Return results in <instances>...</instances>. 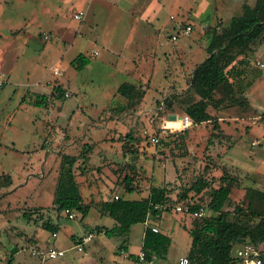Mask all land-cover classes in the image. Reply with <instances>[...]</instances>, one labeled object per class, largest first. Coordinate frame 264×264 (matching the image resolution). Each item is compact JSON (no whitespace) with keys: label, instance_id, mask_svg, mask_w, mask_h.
I'll return each instance as SVG.
<instances>
[{"label":"rangeland","instance_id":"1","mask_svg":"<svg viewBox=\"0 0 264 264\" xmlns=\"http://www.w3.org/2000/svg\"><path fill=\"white\" fill-rule=\"evenodd\" d=\"M239 3L0 0L4 7L0 13V74L5 79L0 86V264H7L13 247L17 252L12 264H175L190 243L186 223L198 219L175 210L177 205L195 204L203 208L202 216L210 215V189L219 184L223 173L235 179L225 210L244 205L248 188L264 189V32L236 58V66L245 75L256 68L262 72L240 96V103L229 99L215 103L222 94L218 90L208 107L212 121L168 135V130L161 132L160 128L169 114L183 115L189 100L198 99L190 80L207 55L213 30L220 31L231 17L242 13L243 4L252 6L255 0ZM79 11L84 13L81 20L75 18ZM188 24L192 30L185 34L181 28ZM16 34L17 40L8 43ZM112 39L117 41L111 45ZM125 39L156 42L135 52L136 46L125 44ZM116 46L118 50L109 49ZM79 53L90 62L76 70L70 61ZM123 82L137 87L133 97L118 93ZM34 90L45 92L46 106L34 104ZM220 115L231 131L229 139L214 137L213 124ZM159 133L160 141L154 143L151 138H159ZM84 143H90L91 150L84 151L87 156L78 158L74 168L90 211L83 218L72 211L74 217L69 218L65 212H57L51 200L60 155H79ZM122 145L127 149L123 159L118 153ZM94 146L96 152L89 155ZM5 174L11 176V184L2 186ZM126 174L133 177L136 190L131 193L123 190ZM200 177L210 185L199 193L189 190ZM153 182L170 191L171 201L159 208L171 217L173 213L183 215L181 220L149 217L171 238L166 258L153 263L123 258L118 254L121 244L129 245L133 254L139 251L143 225L133 224L126 236L96 233L95 226L110 227L113 221L96 214L98 204L114 198V193L140 198ZM182 194L185 196L180 198ZM40 205L45 208L43 213L37 210ZM239 217L237 212L231 215V219ZM49 219L59 225L54 240L53 232L42 227V221ZM88 233L93 238L78 251L74 248L77 236ZM49 245L65 249L64 255L47 258Z\"/></svg>","mask_w":264,"mask_h":264},{"label":"trees","instance_id":"2","mask_svg":"<svg viewBox=\"0 0 264 264\" xmlns=\"http://www.w3.org/2000/svg\"><path fill=\"white\" fill-rule=\"evenodd\" d=\"M263 32L264 0H255L252 6L248 3L243 4L241 14L231 17L227 25L220 31L213 30L206 46L207 55L194 68L190 80L193 95L198 96V99L192 98L183 108V114H187L192 119L193 124L212 121L208 107L212 104L216 91L220 90L222 94L215 99V103H223L229 100L231 103H240L238 99L244 94L245 89L261 76L262 72L258 68L253 69L250 75H245V70L236 66L238 62L236 58L245 54L251 43ZM89 62V57L79 53L70 61V64L76 70H81ZM56 90L63 93L60 87H56ZM136 90L137 87L129 82H123L117 88L119 94L129 98L134 96ZM35 98L34 104L36 106L47 105L46 95L36 94ZM167 104L169 106L170 102ZM262 118L264 119V111ZM160 128L162 129L161 132L168 130V135L169 133L184 132L190 127L174 131L164 129L162 125ZM213 129L217 130L214 133L217 140L230 138V135L220 128L217 121H214ZM83 147L84 149L79 155H60L58 175L51 200L57 212L62 213L66 209L78 211L82 218L88 214L90 204L85 202L81 194V188L75 179L74 164L80 157L85 159L87 155L84 151L86 149L91 150L90 144L85 143ZM126 150L125 146L122 145V152L125 153ZM229 175L225 173L220 175L219 184L210 189V199L207 206L211 214L198 217L192 221L191 225L186 224L184 227L191 237L190 247L186 255L189 264H236L238 260L235 253L236 248L245 243H250L262 251L264 264V189L248 188L245 193L244 205H235L233 211L225 210L224 206L229 201L235 183L234 177ZM10 179L11 176L5 174L1 185H10ZM123 181L125 191L132 192L135 190L131 175L126 174ZM209 185L210 182L205 177H200L192 183L189 190L199 193ZM169 193L170 191L166 186L151 185L144 197L129 199L124 196H117V198L101 200L98 204L99 212L111 217L114 225L112 227L96 226L95 231L97 233L102 232L109 237L127 235L133 224L143 223L149 217L159 218L164 211L155 206L171 201ZM184 196L185 194H182L180 198ZM198 209V205L192 204L189 206V213L186 214L194 216L193 213ZM37 210L43 213L45 208L38 206ZM234 212L240 215L238 219H231ZM23 216L29 217L25 212H23ZM241 217L249 219L245 220ZM42 227L50 232H56L59 225L49 219L42 221ZM170 243L169 235L159 230L155 232L150 227H146L141 245L145 260L150 261L153 257L166 258ZM16 252V247H13L7 264H12V256ZM128 258L139 260L138 256L133 253H129Z\"/></svg>","mask_w":264,"mask_h":264},{"label":"built area","instance_id":"3","mask_svg":"<svg viewBox=\"0 0 264 264\" xmlns=\"http://www.w3.org/2000/svg\"><path fill=\"white\" fill-rule=\"evenodd\" d=\"M83 14H84L83 11L76 12L75 18L77 20H81L83 17ZM191 28L192 27L189 24L182 27L184 33H189L191 31ZM177 34L178 32H176L175 34H172L171 38L175 39L177 37ZM4 82H5V79L0 74V86H2ZM165 122H169L170 124L167 126ZM165 122L163 123L162 127L164 129H169L171 131L186 129L193 125L192 119L187 114H183L181 116H175L174 118H169ZM151 139L154 143H157L159 141L158 136H154ZM256 142H257L256 140L253 141V143H256ZM115 198H117L116 195H115ZM155 207L158 208L159 205H156ZM175 210H178L180 212L189 213V206L182 207L181 205H177L175 207ZM64 212L69 218L74 217V214L72 213V211H69L68 209H66ZM193 214L194 216L200 217L204 214V210L202 207H199V209L195 211ZM145 225L146 227H150L155 232L158 231V228L156 226L149 225V223H147L146 221H145ZM55 235L56 233L53 232L52 236L55 237ZM93 235L94 234L92 233H88L87 235L81 236L79 239L76 240L74 248H76L78 251H82L85 243L89 239H91ZM64 253H65V249L59 248L55 245H49L45 251V256L49 259H52V258L63 256ZM235 253L238 258L236 264H263L262 251L250 243H245V244L238 246L236 248ZM138 257L140 260L145 259L144 253L142 251L138 254ZM176 264H189V259L186 255H182L178 258Z\"/></svg>","mask_w":264,"mask_h":264},{"label":"crops","instance_id":"4","mask_svg":"<svg viewBox=\"0 0 264 264\" xmlns=\"http://www.w3.org/2000/svg\"><path fill=\"white\" fill-rule=\"evenodd\" d=\"M240 1H242V0H235V3L236 4H240L239 2ZM3 2H7V0H3ZM1 12H4V7L2 6V5H0V13ZM190 25V24H189ZM12 27H17V26H12ZM12 27H10V28H12ZM192 27V26H191ZM182 29V28H181ZM10 30V29H9ZM191 30H192V28H191ZM184 33V32H183ZM10 34V33H9ZM186 34V33H185ZM11 35V34H10ZM14 37L16 38V39H9L10 41L8 42V43H11L13 40H17V37H18V34H16V35H14ZM12 38V37H11ZM27 40V39H26ZM114 41L116 42L117 41V39L116 40H111V42H109V44H113L114 43ZM155 42L156 41H153V39H125L124 40V43L125 44H131V43H133L136 47H134L133 49H134V51L136 52L137 50H140L141 51V49L143 48V46H144V44L146 45V44H148V45H151V44H154L155 45ZM27 43V42H26ZM121 44V43H120ZM117 45H119V44H117ZM157 45V44H156ZM118 48L119 47H117L116 46V48H114L113 49V47H109V49L110 50H118ZM150 48L151 49H154V51L156 52L157 51V47L155 46V47H152V46H150ZM12 57H13V59H14V61H15V59H16V54H14V53H12V54H10ZM88 57V56H87ZM206 57V56H205ZM90 59V58H89ZM4 61V60H3ZM3 68V67H2ZM3 71V70H2ZM4 72V71H3ZM6 76H8V75H6ZM33 92H35V93H37V94H40V95H45L44 93L45 92H43L42 93V91H38V90H34ZM171 115H173V118L175 117V116H179L178 114H176V113H171V114H169L168 115V119L169 118H171ZM219 121H218V123L220 124V128L226 133V134H231V131H229V126H227V125H225V123L223 122L224 121V119H225V117H223L222 115H220L219 116ZM115 139H117V137H115ZM117 142V140H115V142L114 143H116ZM85 144V143H84ZM90 144V143H89ZM91 145V144H90ZM95 150H97V148H96V146H94L93 147V149H92V152L89 154V155H93L96 151ZM119 154H120V156H121V158L123 159V155H122V148L121 147H119V152H118ZM75 179H76V177H75ZM76 181H77V179H76ZM78 182V181H77ZM103 184V183H102ZM104 185H105V183H104ZM112 185H113V183H112ZM153 185H155L154 184V182H153ZM155 186H157V185H155ZM123 189V188H122ZM124 190V189H123ZM136 190V189H135ZM125 191V190H124ZM131 193V192H130ZM143 193H145L143 196H140V197H144V196H146L147 195V193H148V191H145V192H143ZM115 195L116 196H119V194H115L114 193V198H115ZM105 199H111V198H105ZM105 199H103V200H105ZM129 199H131V198H129ZM41 206V205H40ZM90 211V210H89ZM89 213V212H88ZM96 214H99V216H107V215H103V214H101L99 211H97L96 212ZM183 215V213H173V216L171 217V214L169 215L168 213H165V212H163L162 213V215L159 217V218H157V219H162L164 216L166 217H168V218H174V219H180L181 220V216ZM88 215V214H87ZM53 223H56V222H54V221H52ZM146 222L147 223H149V225H156V227L158 228V230L159 231H161V232H163V233H165V234H167L162 228H161V226L158 224V223H156V222H151V219H149V218H147L146 219ZM187 225H189V223H186ZM114 225V221H112V225L110 226V227H112ZM142 225H143V229H142V233H141V243H140V249H139V251L137 252V253H135V255L136 256H138V254L141 252V245H142V239H143V234H144V229L146 228V225H145V221L142 223ZM97 226H105V225H97ZM96 227V226H95ZM107 227V226H106ZM58 231H59V228H58V230H57V232H55L56 233V235H55V237H53L52 236V234H51V238H52V240H54L57 236H58ZM130 231H131V227H130ZM130 231H129V233H130ZM97 233V232H96ZM102 233V232H101ZM128 233V234H129ZM168 235V234H167ZM71 236V239H72V237H73V235L71 234L70 235ZM81 236H83V235H81ZM81 236H77V237H81ZM94 236V235H93ZM126 236V235H125ZM93 237H91V239H92ZM73 240V239H72ZM90 240V239H89ZM88 240V241H89ZM74 241V240H73ZM87 241V242H88ZM189 242H191V237H190V241ZM86 244V243H85ZM58 247V246H57ZM84 247H85V245H84ZM84 247H83V249H84ZM189 247H190V243H189V246H188V249H187V251L185 252V253H183V254H181V255H179L176 259H175V261L174 262H177V260H178V258L180 257V256H182V255H184V254H186L187 252H188V250H189ZM63 249V248H62ZM129 253H132L131 252V250H130V247H129V245H121V246H119V248H118V254H120V256L121 257H127L128 258V254ZM138 259H139V257H138ZM157 259H159V258H157V257H153L152 258V260H150L149 262H156V260ZM145 260V259H144ZM116 263H118L116 260H114ZM139 261H140V259H139ZM141 261H143V260H141ZM176 264V263H175Z\"/></svg>","mask_w":264,"mask_h":264},{"label":"water","instance_id":"5","mask_svg":"<svg viewBox=\"0 0 264 264\" xmlns=\"http://www.w3.org/2000/svg\"><path fill=\"white\" fill-rule=\"evenodd\" d=\"M171 118H173V115H171Z\"/></svg>","mask_w":264,"mask_h":264}]
</instances>
